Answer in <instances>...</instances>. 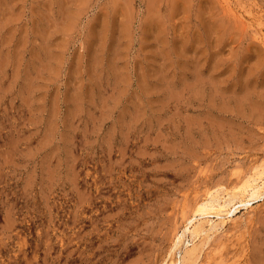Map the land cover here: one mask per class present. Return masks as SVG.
Returning a JSON list of instances; mask_svg holds the SVG:
<instances>
[{
  "label": "rangeland",
  "instance_id": "rangeland-1",
  "mask_svg": "<svg viewBox=\"0 0 264 264\" xmlns=\"http://www.w3.org/2000/svg\"><path fill=\"white\" fill-rule=\"evenodd\" d=\"M263 165L264 0H0V264H264L263 197L175 246Z\"/></svg>",
  "mask_w": 264,
  "mask_h": 264
},
{
  "label": "bare ground",
  "instance_id": "bare-ground-1",
  "mask_svg": "<svg viewBox=\"0 0 264 264\" xmlns=\"http://www.w3.org/2000/svg\"><path fill=\"white\" fill-rule=\"evenodd\" d=\"M206 194L205 198L197 202L195 201L197 212L201 217L214 216L218 222L214 223L211 219L206 220L209 226L206 230L194 216L187 221L184 230L177 236L175 246L183 241L186 234H189L191 246H193L202 236H208L209 232H215L218 228L225 226L228 222L230 223L232 216L238 212V208L243 206V209H246L252 201L264 198V165L260 170L255 171V173L244 179L235 188L234 192L223 191L219 193L217 191H210ZM188 256H190V251L187 252V256L186 254L183 255L179 262L176 260L177 262L171 264H187L186 260H188Z\"/></svg>",
  "mask_w": 264,
  "mask_h": 264
}]
</instances>
